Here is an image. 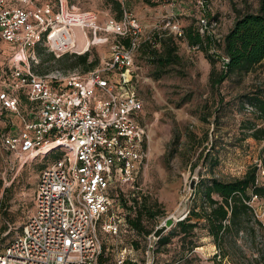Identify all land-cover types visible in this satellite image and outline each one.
I'll return each instance as SVG.
<instances>
[{
    "label": "built area",
    "instance_id": "obj_1",
    "mask_svg": "<svg viewBox=\"0 0 264 264\" xmlns=\"http://www.w3.org/2000/svg\"><path fill=\"white\" fill-rule=\"evenodd\" d=\"M118 1L120 17L99 21L94 13L69 11L66 0H0V39L13 49L2 107L19 114L21 92L29 102L26 116L19 117L21 127L0 133V144L22 164L60 151L38 172L32 212L0 250V264H97L100 232L114 235L123 225L129 228L125 218L104 217L123 207V197L134 196L148 158L133 67L151 33L143 35L140 20L124 7L126 0ZM195 7L198 32L216 38L206 0H195ZM173 17L167 33L182 40L183 28ZM108 34L114 35L109 55L88 71L38 74L32 68L37 44L55 57L82 54ZM222 60L225 65L227 58ZM117 259L123 263L124 252Z\"/></svg>",
    "mask_w": 264,
    "mask_h": 264
},
{
    "label": "rangeland",
    "instance_id": "obj_2",
    "mask_svg": "<svg viewBox=\"0 0 264 264\" xmlns=\"http://www.w3.org/2000/svg\"><path fill=\"white\" fill-rule=\"evenodd\" d=\"M66 2L69 11L94 13L99 21L107 17L118 18L112 4L106 0ZM127 2L132 4L133 14L143 26V35L156 30L167 32L169 18L158 19L154 16L157 5L165 6L170 2L175 3V6L181 3L186 7L176 13L173 20L183 29L189 25L196 26L198 13L195 0H126L124 3ZM191 5H194L195 10L189 14ZM206 5L213 34L216 39H221L236 16L257 11L260 0H206ZM105 36L106 41L90 43L88 48L90 58L98 57V64L107 58L109 47L114 41V35ZM81 39L84 41L78 32V44ZM176 42L181 61L169 65L159 77H156L157 67L147 53L139 50L135 55L133 79L143 103L140 120L148 133V158L138 175L139 189L134 192V196L123 197V207L111 209L105 220L122 221L125 215L132 213L129 206L135 208L143 201L156 203L157 215L142 220L144 229L153 231L167 216L177 217L187 212L201 179L216 177L229 180L241 177L250 166L256 164L259 168L258 179L264 180L260 161L263 143L245 136L250 122L264 124L253 110H248L249 103L245 97L255 89L264 91V60L246 75L229 76L213 87L209 82L211 64L201 48H189L185 39ZM78 48L83 51L84 47L80 45ZM50 53L46 48L40 54L34 51L32 68L35 73L83 72L81 66L62 68L61 64L50 58ZM12 55L13 49L0 39V97L3 82H6L9 74L8 58ZM214 68L216 71L221 68L219 61L216 60ZM19 98V114L3 108L0 99V133L11 127H21L19 117L26 116L28 103L22 97ZM59 155L60 151L54 149L44 158L35 157L22 164L20 159L0 144V250L32 212L38 172ZM205 159L207 162L204 165ZM251 204L258 219L263 221L264 199L253 197ZM100 238L104 257H109L104 264H116L121 252H124L125 259H134V264H145L146 261L151 264H248L250 259H255L264 251L260 232L256 233L255 238L241 232L235 240L228 239L224 247L227 256L224 257L205 234L200 236L199 246L185 255L181 252L178 238L156 251L155 238L129 231L124 225L120 227V233L114 235L100 232Z\"/></svg>",
    "mask_w": 264,
    "mask_h": 264
},
{
    "label": "trees",
    "instance_id": "obj_3",
    "mask_svg": "<svg viewBox=\"0 0 264 264\" xmlns=\"http://www.w3.org/2000/svg\"><path fill=\"white\" fill-rule=\"evenodd\" d=\"M106 1L112 4L119 18L122 13V4L118 0ZM183 31L187 44L197 45L205 53V57L211 64L209 82L211 86L216 87L229 76L246 75L264 60V0H260L257 11L239 13L221 39L211 35H201L194 25H189ZM176 40L178 39L172 34L156 30L150 34L149 39L141 43L139 50L147 53L151 62L157 67L156 77L164 73L169 65L178 64L181 61ZM44 48L41 44H37L35 51L40 54ZM222 57L227 58L226 65ZM50 58L61 64L64 69L81 66L83 71L94 68L99 61L97 56L90 58L88 50L82 54L65 53L59 57L50 53ZM216 60L221 64L218 71L214 68ZM19 97L25 99L29 106L24 93H19ZM245 97L249 106L252 107V112L264 123V91L255 89L247 93ZM245 136L263 143L260 161L264 179V124L250 122ZM206 162L205 159L204 165ZM214 164H217L216 158ZM258 170V166L254 164L241 177L229 180L216 177L201 179L185 216L156 239V251L169 245L174 238H178L182 254H188L199 246L198 240L202 234L211 238L222 257L227 256L224 247L228 239L235 240L241 232L249 233L253 238L257 232H260L264 242V220L258 219L251 204L253 197L264 199V180L258 179ZM121 202L123 205V200ZM156 206V203L149 204L146 201L135 208L129 206L132 213L125 215L128 230L150 235L152 230L144 229L142 220L144 217L156 216ZM4 230L5 227L2 228V231ZM108 259V256L104 257V251L101 249L97 264H104ZM248 264H264V251L255 259H250Z\"/></svg>",
    "mask_w": 264,
    "mask_h": 264
},
{
    "label": "crops",
    "instance_id": "obj_4",
    "mask_svg": "<svg viewBox=\"0 0 264 264\" xmlns=\"http://www.w3.org/2000/svg\"><path fill=\"white\" fill-rule=\"evenodd\" d=\"M155 1H158V0H155ZM158 8L156 9L157 13L156 15L154 16V18H170L171 16H174L175 17V14L176 13H179L180 11L184 10L186 7L185 5H182L181 3H177L176 6H175V3H167L165 4V6H160V5H157ZM124 7L129 9L132 13H133V9H132V4L131 3H124ZM190 10L188 11L189 14H191L190 12L194 11L195 10V7L194 5H191V7L189 8ZM196 11L198 12V10L196 9ZM118 260L119 259H116V264H134V259H124L123 263H118ZM125 260H129L130 262L129 263H126Z\"/></svg>",
    "mask_w": 264,
    "mask_h": 264
},
{
    "label": "water",
    "instance_id": "obj_5",
    "mask_svg": "<svg viewBox=\"0 0 264 264\" xmlns=\"http://www.w3.org/2000/svg\"><path fill=\"white\" fill-rule=\"evenodd\" d=\"M226 65V64H225ZM190 185L192 186L193 183L191 182ZM186 213L182 215H178L177 217L169 215L167 216L161 224L156 226L152 231V235L154 238L158 239L168 228H170L176 221L181 220ZM149 264V263H145Z\"/></svg>",
    "mask_w": 264,
    "mask_h": 264
},
{
    "label": "bare ground",
    "instance_id": "obj_6",
    "mask_svg": "<svg viewBox=\"0 0 264 264\" xmlns=\"http://www.w3.org/2000/svg\"><path fill=\"white\" fill-rule=\"evenodd\" d=\"M79 44H80L81 46H83V47H84V46H85V41H83V40L81 39V41H80V43H79ZM80 45H79V46H80Z\"/></svg>",
    "mask_w": 264,
    "mask_h": 264
}]
</instances>
